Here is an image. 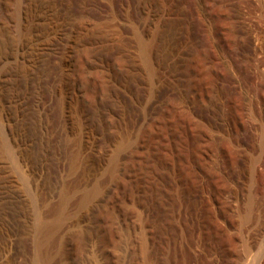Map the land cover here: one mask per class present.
Here are the masks:
<instances>
[{
    "label": "rangeland",
    "instance_id": "rangeland-1",
    "mask_svg": "<svg viewBox=\"0 0 264 264\" xmlns=\"http://www.w3.org/2000/svg\"><path fill=\"white\" fill-rule=\"evenodd\" d=\"M138 1L31 0L27 7H32L33 14L40 15L34 14L35 21L32 17L29 19V24L35 26H28L29 29L18 33L9 14L3 17L8 13L10 1L0 0V264H43L44 261V264H243L245 260L252 264L255 255L261 247L264 248V226L261 228L264 213V0H210L213 13L209 16L195 7L194 16L187 12L186 15L179 0H141L144 4L139 2L142 4L138 5L139 16L135 10ZM131 17L149 23L146 29L150 32L157 26L161 28L154 53L156 61H160L157 62V75L152 74L139 52L132 34L134 20L131 21ZM189 17L198 21L202 36H205L203 40L212 39V42L209 40L208 44L204 42L201 46L193 34ZM211 24H214L213 30ZM61 31H66L65 35ZM215 35L217 39L224 37L229 47L239 46L243 61L240 65L239 59H235L240 65L238 72L235 77L230 75L228 78L231 84L237 83L231 86L228 96L217 94L215 90L211 68V57L215 54L212 44L217 40ZM68 39L72 48L66 59L68 64L73 63L71 78L77 80L72 83L71 79L72 85L67 87L65 98L69 100H65L64 108L59 96L53 99L52 105H56V108L52 107L53 112L52 108L45 106L50 95L47 82L51 74L50 64L51 60L63 55ZM51 47L57 52H52ZM221 49L224 48L218 50L223 54ZM82 50L87 56H80ZM91 52L95 53L94 58ZM112 59L116 62L112 63ZM219 66L223 69L222 75L224 66L222 63ZM73 68L76 71L72 72ZM104 71L105 75L101 73ZM176 90H185L183 99L181 96L175 98L178 95ZM109 118L114 121V131H117L111 136L104 131L105 121ZM78 128L84 130L83 134ZM127 136L135 140L127 139L129 144L126 143L124 149L120 147L123 151L119 149L116 157L121 158L120 163L116 161V171L120 167V173L113 171L111 175L107 169L111 156H115L120 138ZM78 139L84 142V165L74 169L71 167ZM99 150L103 152L101 158L97 154ZM253 167L261 175L260 180L251 175H254ZM134 173L140 176L136 178ZM95 181L109 188V183L115 184L111 186L113 190L110 188L112 191L108 192V188L100 201L90 199L92 201L84 204L81 200L83 194L98 183ZM251 193L257 202L253 206L255 217L250 223L248 221V225H243L239 215L246 209ZM128 194L129 198L132 194L135 196L129 199ZM132 198L135 200L131 201ZM62 201L64 206L60 208ZM137 202L140 208L136 206ZM151 203L153 209L149 206ZM60 209L67 210V216L64 212L66 220L55 225L54 235L50 236L52 239L48 238V246L46 241L43 242V247L39 239L44 237L47 240V237L43 236L41 224L51 223ZM143 225L146 226L143 228ZM246 241L258 244L261 241L263 245L259 250L252 248L255 251H248L246 256Z\"/></svg>",
    "mask_w": 264,
    "mask_h": 264
},
{
    "label": "bare ground",
    "instance_id": "bare-ground-1",
    "mask_svg": "<svg viewBox=\"0 0 264 264\" xmlns=\"http://www.w3.org/2000/svg\"><path fill=\"white\" fill-rule=\"evenodd\" d=\"M5 1H7V0H5ZM10 1V5H9V8H7V11H8V13L6 12V15L4 16V14H3V17L5 18V17H8L7 15L9 14V16H10V18H9V20H10V22L12 23V25H13V28L15 29V31H22L23 32V30L24 29H29L30 27H28V26H31L30 24H29V19L32 17L33 19L35 18V16L37 15V14H39V13H34L35 14V16H34V14H33V12H31L32 10V5L30 6L31 8H29V7H27L28 6V4H30L29 2L31 1V0H9ZM37 1V0H36ZM106 1V0H105ZM141 0H139L138 1V3H137V5L135 6L136 7V15H139L140 16V14H138V11H137V9L139 8L138 7V5H142V4H144V3H142V2H140ZM178 1V0H177ZM181 1V3L182 4H179V5H183V9L185 10H183L184 12H185V14L187 15V13H190V14H192L193 13V7H195L194 9H200V10H198L199 12L200 11H202L203 12V14H206V15H211V13H213V12H211V6L212 5H210V0H179V2ZM3 2V1H2ZM33 2V1H32ZM97 2V1H96ZM114 2V1H113ZM139 2L140 3H142V4H139ZM145 2V1H144ZM212 2H213V0H212ZM178 3V2H177ZM176 3V4H177ZM9 4V3H8ZM31 4H33V3H31ZM152 4V3H151ZM2 5V4H1ZM0 5V6H1ZM6 5H7V3H6ZM5 5V7H7ZM38 5V4H37ZM37 5H35L34 4V7L35 6H37ZM178 5V6H179ZM214 5V4H213ZM105 6V5H104ZM217 6V5H216ZM38 7V6H37ZM110 7V6H109ZM109 7H107V8H109ZM129 7V6H128ZM152 7V6H151ZM151 7H149V8H151ZM214 7V6H213ZM212 7V8H213ZM30 10H29V9ZM114 8V7H113ZM112 8V9H113ZM130 8V7H129ZM141 8V7H140ZM144 8V7H143ZM3 9V8H2ZM132 9V8H131ZM166 9V8H165ZM168 9V8H167ZM215 9V8H214ZM102 10V9H101ZM107 10V9H106ZM143 10V9H142ZM148 11L149 10H151V9H147ZM156 10V9H155ZM161 10V9H160ZM182 10V9H181ZM3 11V10H2ZM4 11H5V9H4ZM33 11H35L36 12V10H33ZM41 11V10H40ZM104 11V10H103ZM107 11H109V9L107 10ZM131 11V10H130ZM166 11V10H165ZM164 11V12H165ZM197 11V10H196ZM115 12V11H114ZM127 12V11H126ZM133 12V11H132ZM143 12V11H142ZM161 12V11H160ZM187 12V13H186ZM87 13H88V11H87ZM99 13V12H98ZM103 13V12H102ZM147 13V16H148V12H145V14ZM152 12L150 11V13L149 14H151ZM127 14H128V12H127ZM143 14H144V12H143ZM142 14V15H143ZM201 14V13H200ZM40 15V14H39ZM121 15V14H120ZM135 15V16H136ZM154 15V14H153ZM193 15V14H192ZM150 16H152V15H150ZM164 16V15H163ZM162 16V17H163ZM166 16V15H165ZM188 16H191V15H188ZM194 16V15H193ZM197 16H200V15H198V12H197ZM204 16V15H203ZM208 16L206 17V18H208ZM213 16V15H212ZM39 17H41V16H39ZM39 17H37V18H39ZM100 17V16H99ZM122 17V16H121ZM120 17V18H121ZM127 17V16H126ZM130 17V16H129ZM142 17V16H141ZM149 17V16H148ZM186 17V16H185ZM192 17V16H191ZM191 17H189V18H191ZM202 17V16H201ZM205 17V16H204ZM91 18V17H90ZM97 18V17H96ZM133 18H135V17H133ZM132 17L130 18V20L132 21V19H133ZM147 18V17H146ZM193 18V17H192ZM191 18V19H192ZM200 18V17H199ZM205 18V19H206ZM211 18V17H210ZM209 18V19H210ZM8 19V18H7ZM44 19V18H43ZM124 19V18H123ZM142 19V18H141ZM141 19H139V20H141ZM149 19V18H148ZM150 19H152V18H150ZM154 19H155V17H154ZM158 19H161V18H158ZM163 19V18H162ZM170 19V18H169ZM194 19H195V17H194ZM194 19H192L191 21H192V26H191V29H192V31L194 32L193 34H195L196 36H197V38H198V42L199 43H201V46L204 44V38H205V36H202L203 35V31L201 30V27L200 26H198V21L196 22ZM197 20H198V18H196ZM202 19H204V18H202ZM35 20H37V19H34V21ZM39 20V19H38ZM87 20V19H86ZM126 20V19H125ZM128 20V19H127ZM129 20V21H130ZM134 20V19H133ZM136 20H138V19H136ZM136 20H134V21H132L133 23V25H132V31H133V33L132 34H134V37L136 38L135 39V41H137L136 42V44H138L137 45V47H139V49H140V51L139 52H141V55L143 56H141L142 58H144V61L146 62V64H147V66L150 68V70L152 71V74H154L156 71H157V68H158V66H157V64L160 62H158V61H156L157 59H155L156 57L154 56V55H156V54H154L156 51V49H155V45L157 44L156 42L157 41H159V40H157L158 39V36H159V30L161 29V28H157V27H155V29L154 30H151L152 32H150L149 30H147L146 29V26L149 24V23H146V21L144 20V22H141V21H136ZM164 20H165V18H164ZM213 20V19H212ZM217 20V19H216ZM31 21H32V19H31ZM39 21H41V20H39ZM91 21H92V19H91ZM91 21H89V22H91ZM119 21V20H118ZM149 21V20H148ZM159 22H161L160 20H158ZM169 21V20H168ZM207 21H209V20H207ZM7 22V21H6ZM5 22V23H6ZM33 22V21H32ZM151 22V21H150ZM212 22V21H211ZM37 23L39 24V22L37 21ZM86 23V22H85ZM123 23V22H122ZM152 23H154V22H152ZM165 23V22H164ZM41 24V23H40ZM39 24V25H40ZM42 24H45L44 22H42ZM83 24V23H82ZM124 24V23H123ZM155 24L156 25H158L157 23H156V20H155ZM161 24V23H160ZM159 24V25H160ZM202 24V23H201ZM217 24V23H216ZM215 24V25H216ZM63 25V24H62ZM129 25H131V23L129 24ZM153 25V24H152ZM212 25H213V27H214V24H211V28H212ZM32 26H35L34 24L32 25ZM43 26V25H42ZM87 26V25H86ZM162 26V25H161ZM209 26V25H208ZM9 27V26H8ZM51 27V26H50ZM64 27V26H63ZM71 27V26H70ZM73 27H75V26H73ZM127 27H129V26H127ZM66 28H69L68 26L67 27H65V29ZM130 28V29H131ZM154 28V27H153ZM204 28V27H203ZM210 28V27H209ZM13 29V30H14ZM64 29V28H63ZM74 29V28H73ZM93 29V28H92ZM162 29H164V28H162ZM34 30V29H33ZM67 30V29H66ZM72 30V29H71ZM125 30V29H124ZM211 30H213V28L211 29ZM216 30H218L217 28H216ZM220 30V29H219ZM218 30V31H219ZM32 31V30H31ZM38 31V30H37ZM53 31V30H52ZM51 31V32H52ZM73 31V30H72ZM75 31V30H74ZM76 31H78L77 29H76ZM91 31V30H90ZM149 31V32H148ZM215 31V30H214ZM18 32V33H19ZM21 32V33H22ZM38 32H40V31H38ZM60 32V31H59ZM62 33H64V35H65V32H63V31H61ZM79 32V31H78ZM88 32H89V30H88ZM131 32V31H130ZM161 32V31H160ZM213 32V31H212ZM211 32V33H212ZM62 33H60L61 35H62ZM89 33H91V32H89ZM207 33V32H206ZM209 33V32H208ZM210 33V34H211ZM220 33V32H219ZM223 33V32H222ZM221 33V34H222ZM31 34H32V32H31ZM40 34V33H39ZM74 34V33H73ZM73 34H72V36H73ZM86 34V33H85ZM192 34V33H191ZM214 34V33H213ZM35 35V34H34ZM64 35H62V36H64ZM69 35V34H68ZM67 35V36H68ZM82 35V34H81ZM194 35V36H195ZM206 35V34H205ZM207 35H209V34H207ZM36 36H37V34H36ZM57 36V35H56ZM71 36V37H72ZM89 36V35H88ZM216 36V35H215ZM217 36H218V34H217ZM217 36H216V38H215V40L217 39ZM223 36V35H222ZM34 37V36H33ZM53 37V36H52ZM61 37V36H60ZM70 37V38H71ZM80 37V36H79ZM208 37V39H209V37L210 36H207ZM40 38V37H39ZM38 38V39H39ZM49 38V37H48ZM53 38H55V37H53ZM59 38V37H58ZM69 38V37H68ZM37 39V40H38ZM63 39V38H62ZM65 39V38H64ZM73 39V38H72ZM71 39V40H72ZM79 39V38H78ZM81 39H83V37L82 38H80V40ZM159 39H160V37H159ZM207 39V38H206ZM33 40V39H32ZM40 40V39H39ZM55 41V39H52V41ZM57 40H59V39H57ZM56 40V41H57ZM61 40V39H60ZM75 40H76V38H75ZM134 40V39H133ZM210 41L212 40V39H209ZM209 40H207L206 42H207V44H208V41ZM29 41V40H28ZM35 41H36V39H35ZM42 41H43V39H42ZM48 41V40H47ZM51 41V40H50ZM51 41V42H52ZM53 41V42H54ZM64 41V40H63ZM67 42H65L66 44H65V47L63 48L64 50V52H63V55H59L57 58H55L53 55H56V54H53L52 56H53V58H55V59H53V60H51V64H50V66H51V74H50V76L48 77V80H47V82H48V91H49V93H50V95H49V99H47L46 100V102H45V106H47V107H49V109H51L52 107H54L53 105H52V102H53V99L56 97V96H59V98L61 99V104H62V108H64V105H66L65 104V100H67L66 98V90H67V87H68V85L70 84V81H71V73H70V66L73 64H68V61H67V57L68 56H70V55H68L69 53H70V51H71V44H70V39H68V40H66ZM84 40H82V42H83ZM91 41V40H90ZM175 41V40H174ZM213 41V40H212ZM211 41V42H212ZM88 42H89V40H88ZM170 42V41H169ZM205 42V43H206ZM35 43V42H34ZM36 43H37V41H36ZM43 43V42H42ZM55 43V42H54ZM60 43V42H59ZM72 43V42H71ZM78 43H79V41H78ZM93 43V42H92ZM176 43H178V42H176ZM41 43H39V45H40ZM45 44V43H44ZM51 45L53 44V43H50ZM49 44V45H50ZM61 44V43H60ZM60 44H59V46H60ZM63 44V43H62ZM83 44V43H82ZM82 44H81V46H82ZM206 44V45H207ZM211 44V43H210ZM37 45V44H36ZM38 45V46H39ZM50 45V46H51ZM54 45V44H53ZM72 45H75V44H72ZM87 45V44H86ZM94 45V44H93ZM175 45H177V44H175ZM213 47H214V55L211 57V62H212V70H213V73H214V76H215V90H216V92H217V94H221V95H224V96H228L229 94H230V91H231V86L234 84H236L237 82L235 81L233 84H231L230 83V81H229V78H228V76H230V75H233L234 77H235V75H236V73L238 72V69H239V66L243 63V61H242V57H241V54H240V47L239 46H232V47H229V45H228V43L226 42V40H225V38L224 37H220V39H217L216 41H214L213 42ZM43 46H45V45H43ZM46 46H47V44H46ZM46 46L45 47H43V48H46ZM98 46V45H97ZM157 46V45H156ZM172 46V45H171ZM170 46V47H171ZM30 47H32V46H30ZM39 47H41V46H39ZM57 47V46H56ZM63 47V46H62ZM74 47V46H73ZM75 47H76V45H75ZM80 47V46H79ZM84 47H86V46H84ZM91 47V46H90ZM104 47V46H103ZM204 47V46H203ZM206 47V46H205ZM210 47V46H209ZM224 48V49H221V50H224V52H223V54L222 53H220L219 52V50L218 49H220V48ZM26 48V47H25ZM42 48V49H43ZM54 48V47H53ZM60 48V47H59ZM80 48H82V47H80ZM177 48V47H176ZM35 49H38V48H36L35 47ZM39 49H41V48H39ZM48 49H49V47H48ZM51 49H52V47H51ZM56 49V48H55ZM55 49L53 50L52 49V52L54 51V52H57V51H55ZM77 49H78V45H77ZM90 48H88V50H89ZM94 49V48H93ZM173 49V48H172ZM30 50V49H29ZM46 49H44L43 51H45ZM57 50H59V49H57ZM60 50H62L61 48H60ZM85 50H87L86 48H85ZM96 50H98V49H96ZM102 50V49H101ZM100 50V51H101ZM205 50V49H204ZM213 50V49H212ZM35 51V50H34ZM38 51V50H37ZM42 51V52H43ZM75 52L77 51V50H74ZM80 51V50H79ZM83 51V50H82ZM82 51H81V54H80V52H78L79 54H80V56H82L83 54L84 55H86L85 54V51H83V53H82ZM94 51H95V49H94ZM33 52V51H32ZM96 52V51H95ZM172 52V51H171ZM37 53V52H36ZM39 53V52H38ZM58 53H59V51H58ZM72 53H74V52H72ZM87 53V52H86ZM91 53H93V52H91ZM91 53H89V54H91ZM97 53V52H96ZM173 53V52H172ZM32 54V53H31ZM61 54V53H60ZM71 54V53H70ZM79 54H77L76 53V55H78L79 56ZM88 54V53H87ZM98 54V53H97ZM169 54V53H168ZM22 55V54H21ZM50 55V58L52 59V57H51V54H49ZM95 55V53H93V58L95 57L94 56ZM99 55V54H98ZM72 56V55H71ZM87 56V55H86ZM89 56V55H88ZM97 56V55H96ZM157 56V55H156ZM209 56V55H208ZM14 57V56H13ZM89 57H91V56H89ZM89 57H87L88 59H89ZM108 57V56H107ZM120 57V56H119ZM140 57V58H141ZM176 57V56H175ZM69 58V57H68ZM72 58V57H71ZM74 58V57H73ZM93 58H90V59H93ZM97 58H99V57H97ZM102 58V57H101ZM116 58V57H115ZM74 59H77V58H74ZM78 59H79V57H78ZM83 59V58H82ZM87 59V60H88ZM119 59V58H118ZM118 59H116V60H118ZM120 59H121V57H120ZM209 59V58H208ZM235 59H239V66L236 64V62H235ZM93 60H95V59H93ZM109 60V59H108ZM111 60V59H110ZM113 60V59H112ZM123 60V59H122ZM121 60V61H122ZM159 60V59H158ZM164 60V59H163ZM178 60H179V58H178ZM181 60V59H180ZM2 61V60H1ZM70 61H72V60H70L69 59V62ZM77 61V60H76ZM80 61V60H79ZM78 61V62H79ZM89 61V60H88ZM87 61V62H88ZM91 62H92V60H90ZM143 61V62H144ZM95 62H96V60H95ZM113 62H116L115 60H113L112 61V63ZM119 62H120V60H119ZM123 62V61H122ZM126 62H128V61H126ZM125 61H124V63H126ZM158 62V63H157ZM170 62V61H169ZM89 63V62H88ZM93 63V62H92ZM118 63V62H117ZM116 63V64H117ZM121 63V62H120ZM119 63V64H120ZM188 63V62H187ZM219 63H222L223 64V66H224V70H225V73L223 72V74L221 75V72H222V70H221V68H220V66H219ZM14 64V63H13ZM75 64V63H74ZM85 64L87 65V63L85 62ZM84 64V65H85ZM95 64V63H94ZM97 64H99V62L97 63ZM108 64V63H107ZM119 64H117V65H119ZM146 64H145V66H146ZM164 64V63H163ZM9 65V64H8ZM12 65V64H11ZM76 65V64H75ZM74 65V66H75ZM89 65V64H88ZM91 65V64H90ZM96 65V64H95ZM95 65H93V66H95ZM102 65V64H101ZM126 65V64H125ZM159 65V64H158ZM5 66V65H4ZM99 66V65H98ZM98 66H96V67H98ZM110 66V65H109ZM116 66V65H115ZM122 66H124V65H122ZM126 66H128V65H126ZM175 66V65H174ZM185 66V65H184ZM7 67V66H6ZM85 67V66H84ZM100 67V66H99ZM106 67V66H105ZM125 67V66H124ZM169 67V66H168ZM75 68V67H74ZM74 68H73V71L72 72H74V71H76V69L74 70ZM86 68H88V67H86ZM112 68V67H111ZM111 68H109L110 70H111ZM126 68V67H125ZM10 69V68H9ZM89 69H91V68H89ZM95 69V68H94ZM118 69H120V68H118ZM130 69V68H129ZM128 69V70H129ZM147 69V68H146ZM160 69H162V68H160ZM188 69V68H187ZM186 69V70H187ZM82 70V69H81ZM85 70V69H84ZM88 70V69H87ZM96 70V69H95ZM99 70V69H98ZM102 71H103V69H101ZM109 70V71H110ZM115 70H117V69H115ZM124 70V69H123ZM165 70V69H164ZM83 71V70H82ZM94 71V70H93ZM97 71V70H96ZM114 71V70H113ZM121 71V70H120ZM150 71V72H151ZM159 71V70H158ZM161 71V70H160ZM6 72V71H5ZM84 72V71H83ZM107 72V71H106ZM112 72V71H111ZM115 72H117V71H115ZM147 72H148V70H147ZM150 72H149V74H150ZM101 73H105V71L104 72H101ZM101 73H99L100 75H101ZM114 73V72H113ZM118 73V72H117ZM119 73H121V72H119ZM125 73V72H124ZM164 73V72H163ZM184 73V72H183ZM85 74V73H84ZM95 74V73H94ZM106 74V73H105ZM104 74V75H105ZM108 74H110V72L108 73ZM156 74V73H155ZM158 74H159V72H158ZM78 75H79V73H78ZM93 75V74H92ZM95 75H97V74H95ZM112 75V74H111ZM118 75H120V74H118ZM121 75H125V74H122L121 73ZM151 75V74H150ZM157 75V74H156ZM155 75V76H156ZM160 75V74H159ZM194 75V74H193ZM74 76V75H73ZM91 76V75H90ZM108 76V75H107ZM106 76V77H107ZM116 76V75H115ZM128 76V75H127ZM131 76V75H130ZM153 76V75H152ZM75 77V76H74ZM84 77V76H83ZM109 77H111V78H113L112 76H109ZM119 77H121V76H119ZM119 77H118V79H119ZM123 77V76H122ZM129 77V76H128ZM127 77V78H128ZM154 77V76H153ZM157 77V76H156ZM160 77V76H159ZM163 77V76H162ZM166 77V76H165ZM172 77V76H171ZM76 78V77H75ZM78 78V77H77ZM80 78V77H79ZM115 78H117V77H114V79ZM161 78V77H160ZM177 78V77H176ZM189 78H191V77H189ZM81 79V78H80ZM92 79V78H91ZM95 79V78H94ZM100 79V78H99ZM126 79V78H125ZM157 79H159V78H157ZM188 79V78H187ZM73 80V79H72ZM77 80V79H76ZM76 80H73L74 82H72V83H75V81ZM85 80V79H84ZM111 80V79H110ZM122 79H120V81H121ZM161 80H162V78H161ZM171 80V79H170ZM169 80V81H170ZM174 80V79H173ZM184 80V79H183ZM103 81V80H102ZM108 81V80H107ZM106 81V82H107ZM116 81V80H115ZM126 81V80H125ZM129 81V80H128ZM155 81V80H154ZM154 81H153V83H154ZM189 81V80H188ZM187 81V82H188ZM81 82H83V81H81ZM92 82V81H91ZM162 82V81H161ZM163 82H164V80H163ZM198 82H200V81H198ZM72 83L70 84V85H72ZM77 83V82H76ZM117 83V82H116ZM134 83V82H133ZM179 83V82H178ZM189 83V82H188ZM197 83V82H196ZM84 84V83H83ZM104 84V83H103ZM128 84V83H127ZM175 84V83H174ZM185 84V83H184ZM187 84V83H186ZM190 84V83H189ZM76 85V84H75ZM79 85V84H78ZM109 85V84H108ZM129 85V84H128ZM182 85L183 84H181V87H182ZM194 85V84H193ZM74 86V85H73ZM95 86V85H94ZM97 86V85H96ZM136 86H137V84H136ZM168 86V85H167ZM180 86V85H179ZM187 86H188V84H187ZM70 87V86H69ZM76 87V86H75ZM74 87V88H75ZM78 87V86H77ZM89 87V86H88ZM134 87H135V85H134ZM171 87V86H170ZM178 87V86H177ZM180 87V88H181ZM184 88H185V86H183ZM189 87V86H188ZM188 87H187V89H188ZM195 87V86H194ZM193 87V88H194ZM83 88V87H82ZM91 88V87H90ZM101 88V87H100ZM133 88V87H132ZM174 88V87H173ZM184 88H182V89H184ZM71 89H72V86H71ZM77 89V88H76ZM80 89V88H79ZM98 89V88H97ZM103 89H104V87H103ZM134 89V88H133ZM172 89V88H171ZM176 89V88H175ZM197 89V88H196ZM200 89V88H199ZM69 90V89H68ZM87 90V89H86ZM93 90V89H92ZM101 90V89H100ZM107 90V89H106ZM112 90V89H111ZM127 90V89H126ZM137 90V89H136ZM189 90H191V89H189ZM177 91V94L178 95H176L175 96V98L177 97V96H181L180 98H182L183 99V97L182 96H184V92H185V90L183 91V90H176ZM72 92V91H71ZM76 92H78V91H76ZM96 92V91H95ZM94 92V93H95ZM102 92V91H101ZM103 92H104V90H103ZM135 92V91H134ZM141 92V91H140ZM171 92H174L173 90L171 91ZM187 92V91H186ZM192 92H194V91H192ZM70 93V92H69ZM72 93H74V90H73V92ZM79 93V92H78ZM82 93V92H81ZM84 93V92H83ZM82 93V94H83ZM87 93V92H86ZM105 93V92H104ZM191 92H189V94H190ZM71 94V93H70ZM101 94V93H100ZM106 94V93H105ZM129 94V93H128ZM174 94H176V93H174ZM74 95V94H73ZM72 95V96H73ZM76 96H80V95H77V94H75ZM85 95V94H84ZM84 95H83V97H84ZM92 95L93 94H91V97H92ZM95 95V94H94ZM98 95V94H97ZM71 96V97H72ZM75 96V97H76ZM105 96H107V95H105ZM190 97H191V95H189ZM189 96H187L188 98H189ZM193 96V95H192ZM195 96V95H194ZM202 96V95H201ZM66 97V98H65ZM83 97H81V98H83ZM97 97V96H96ZM112 97V96H111ZM197 97V96H196ZM222 97V96H221ZM58 98V97H57ZM95 98V97H94ZM108 98V97H107ZM173 98V97H172ZM179 98V99H180ZM187 98V99H188ZM56 99V98H55ZM181 99V100H182ZM19 100V99H18ZM69 100V99H68ZM67 100V101H68ZM76 100V99H75ZM105 100V99H104ZM133 100V99H132ZM136 100V99H135ZM16 101V100H15ZM23 101V100H22ZM55 101V100H54ZM78 101V100H77ZM194 101V100H193ZM14 102V101H13ZM33 102V101H32ZM68 103V102H67ZM192 103V102H191ZM14 105V104H13ZM39 105V104H38ZM21 106V105H20ZM43 107H45L44 105H42ZM16 107V106H15ZM35 107H36V105H35ZM47 107H45L46 109H47ZM44 108V109H45ZM54 108H56V105H55V107ZM36 109V108H35ZM14 110H15V108H14ZM54 109L52 108V110L51 111H53ZM56 110V109H55ZM60 110H61V108H60ZM60 110H58V113H59V111ZM64 110V109H63ZM62 110V111H63ZM79 110H80V108H79ZM114 110V109H113ZM146 110V109H145ZM47 111V110H46ZM50 111V110H49ZM82 111V110H81ZM37 112H38V110H37ZM43 112V111H42ZM54 112V111H53ZM52 112V113H53ZM56 112V111H55ZM81 113V112H80ZM113 113V112H112ZM117 113V112H116ZM32 114V113H31ZM56 115H58V114H56ZM63 117L65 116V112L63 111L62 112V114H61ZM114 115V114H113ZM112 115V116H113ZM26 116V115H25ZM60 116V115H59ZM20 117V116H19ZM23 117V116H22ZM62 117V118H63ZM61 118V119H62ZM18 119V118H17ZM23 119V118H22ZM27 119V118H26ZM110 120H108V119H106L107 121H105V124H104V131H105V133H106V135H109V136H111V134H113L114 132H116L117 133V131H114V127H115V124L113 123L114 121L113 120H111V118H109ZM29 120V119H28ZM115 120V119H114ZM118 120V119H117ZM101 121V120H100ZM24 123V122H23ZM25 123H27V122H25ZM83 123V122H82ZM116 123V122H115ZM167 123V122H166ZM165 123V124H166ZM22 124V123H21ZM24 125V124H23ZM81 125V124H80ZM86 126V125H85ZM118 126V125H117ZM16 127H17V125H16ZM20 127V126H19ZM83 127V126H82ZM82 127H79L80 129L82 128ZM78 128V129H79ZM226 128V127H225ZM26 129V128H25ZM80 129H79V132L81 133L82 132V134H83V131H80ZM84 129H86V128H84ZM102 129V128H101ZM29 130V129H28ZM140 130V129H139ZM23 131V130H22ZM127 131V130H126ZM143 131V130H142ZM187 131V130H186ZM28 132V131H27ZM78 132V131H77ZM78 132V133H79ZM133 132V131H132ZM227 132V131H226ZM23 133V132H22ZM86 133V132H85ZM85 133H84V135H85ZM139 133H140V131H139ZM139 133L137 134V135H139ZM194 133V132H193ZM26 134V133H25ZM120 134V133H119ZM127 134V133H126ZM197 134V133H196ZM22 135V134H21ZM122 135V134H121ZM124 135V134H123ZM128 135H129V133H128ZM142 135V134H141ZM190 135V134H189ZM95 136H96V134H95ZM108 136V137H109ZM119 136V135H118ZM124 136H126V135H124ZM135 136V135H134ZM133 136V137H134ZM224 136V135H223ZM17 137V136H16ZM78 137H80V136H78ZM86 137V136H85ZM84 137V138H85ZM114 137V136H113ZM129 136H127V138L125 137V138H120L121 140H120V142L118 143V145H117V147L115 148L116 150V154H115V156L114 157H112L111 156V162H109V166L107 167V169L112 173H110L111 175H113V171H116V164L119 162L120 163V160L119 159H121V158H116L117 157V153H119L120 151H123V150H121L120 149V147L122 146H124L126 143H128L127 142V139H129V141H133V139L135 140V138H131L132 137V135H131V140H130V138H128ZM136 138H140V136H135ZM142 137V136H141ZM28 138V137H27ZM105 138H106V136H105ZM110 138V137H109ZM18 139V138H17ZM26 139V138H25ZM24 139V140H25ZM92 139H94V138H92ZM189 139V138H188ZM187 139V140H188ZM30 140V139H29ZM85 140H86V138H85ZM91 140V139H90ZM97 140V139H96ZM100 140V139H99ZM107 140H108V138H107ZM111 140H113L112 138H111ZM119 140V139H118ZM117 140V141H118ZM143 140V139H142ZM22 141H23V139H22ZM131 141V142H132ZM138 141V140H137ZM264 141V140H263ZM25 142V141H24ZM91 142V141H90ZM104 142V141H103ZM139 142V141H138ZM138 142H137V144H138ZM188 142V141H187ZM15 143V142H14ZM19 143H22V142H19ZM75 143V142H74ZM95 143V142H94ZM106 143V142H105ZM134 143V142H133ZM87 143H85V145H86ZM89 144V143H88ZM93 144V143H92ZM96 145H98L97 144V142L95 143ZM100 144H102V143H100ZM129 144V143H128ZM140 144H141V142H140ZM145 144V143H144ZM27 146H28V144H26ZM30 145V144H29ZM107 145V144H106ZM132 145V144H131ZM143 145V144H142ZM141 145V146H142ZM191 145V144H190ZM92 146V145H91ZM102 146V145H101ZM101 146H100V148H101ZM135 146H137L138 147V145H136V143H135ZM140 146V147H141ZM96 147V146H95ZM94 147V148H95ZM99 147V146H98ZM126 147V146H125ZM132 147H133V145H132ZM187 147V146H186ZM25 148V147H24ZM88 148V147H87ZM86 148V149H87ZM103 148V147H102ZM105 148V147H104ZM104 148H103V150H104ZM128 148V147H127ZM130 149H131V146L129 147ZM128 148V149H129ZM145 148H146V146H145ZM149 148V147H148ZM148 148H146V149H148ZM85 149V150H86ZM92 150H93V146H92V148H91ZM91 149H88V150H91ZM96 149V148H95ZM119 149H120V151H119ZM123 149H124V147H123ZM140 149V148H139ZM97 150V149H96ZM107 150V149H106ZM141 150H144V148L143 149H141ZM119 151V152H118ZM128 151V150H127ZM148 151V150H147ZM17 152H18V149H17ZM86 152V151H85ZM90 152H92V151H90ZM104 152H105V150H104ZM107 152V151H106ZM148 152H150V150L148 151ZM87 153V152H86ZM96 153V152H95ZM102 153V154H101ZM19 154V153H18ZM89 154V153H88ZM98 155H99V157L101 158V155L103 156V152H102V150H99V152L97 153ZM89 155H91V154H89ZM84 142H83V140L81 141H79V139L77 140V142H76V149H75V151H74V154H73V161H72V167L71 168H76L77 166H80V165H84L83 163H84ZM92 156V155H91ZM94 156H95V159H96V155H93V158H94ZM118 156H121V154H118ZM122 157V156H121ZM24 158V157H23ZM92 158V157H91ZM113 158V159H112ZM20 159V158H19ZM135 159V158H134ZM137 159V158H136ZM17 160H18V158H17ZM21 160H23V159H21ZM33 160V159H32ZM97 160V159H96ZM110 160V159H109ZM117 160H119L117 163H116V161ZM131 160V159H130ZM27 161H28V159H27ZM86 161V160H85ZM135 161H137V160H135ZM252 161V160H251ZM253 161H254V159H253ZM23 162V161H22ZM24 162H25V160H24ZM95 162V161H94ZM97 162H98V160H97ZM132 162H134L133 160H132ZM132 162H130V163H132ZM256 162V161H255ZM28 163V162H27ZM136 163V162H135ZM138 163V162H137ZM19 164V163H18ZM108 164V163H107ZM132 164H134V163H132ZM139 164V163H138ZM255 164V163H254ZM33 165V164H32ZM130 165V164H129ZM253 165V164H252ZM27 166V165H26ZM25 165H24V167H26ZM29 166V165H28ZM118 166H119V164H118ZM127 166V165H126ZM133 166V165H132ZM171 166V165H170ZM174 166V165H173ZM176 166V165H175ZM254 166H256V164L254 165ZM23 167V166H22ZM32 167V166H31ZM252 167V166H251ZM257 167V166H256ZM255 167V168H256ZM260 167V166H259ZM74 168V169H75ZM82 168V167H81ZM118 168V167H117ZM165 168H167V167H165ZM173 168V167H172ZM254 168V167H253ZM254 168V175L253 174H251L252 176H254V178L255 179H259L260 180V178H261V175L258 173V171L256 170ZM261 168V167H260ZM26 169H28V167L26 168ZM77 169V168H76ZM78 169H80V167H78ZM129 169V168H128ZM131 169H133V168H131ZM33 170H35V168L33 169ZM32 170V171H33ZM41 170H42V168H41ZM127 170V169H126ZM135 169H133L132 171H134ZM137 170H138V167H137ZM258 170H259V168H258ZM28 171V170H27ZM136 171V170H135ZM134 171V172H135ZM173 171V170H172ZM252 171V170H251ZM38 172V171H37ZM39 172H40V170H39ZM107 172V171H106ZM116 172H118V173H120V167H119V170L118 171H116ZM116 172H114V176H115V173ZM138 172V171H137ZM123 173V172H122ZM141 173V175H142V172H140ZM252 173H253V171H252ZM137 174V173H136ZM179 174V173H178ZM109 175V174H108ZM108 175H106V176H108ZM129 175H131V173L129 174ZM134 175H135V173H134ZM133 175V176H134ZM264 175V174H263ZM117 176V175H116ZM138 176H140V175H138ZM138 176H136L135 175V177L137 178ZM142 177H144L143 175H142ZM251 177V176H250ZM112 178V177H111ZM129 178H131V176L129 177ZM140 179H142L141 177H139ZM122 179V178H121ZM133 179V178H132ZM139 179V180H140ZM144 179V178H143ZM99 180H100V178H99ZM98 180V181H99ZM136 180H138V179H136ZM98 181H95V182H98ZM100 181H102V180H100ZM106 181V180H105ZM141 181V180H140ZM139 181V182H140ZM255 181V180H254ZM254 181L253 182H251V183H253L254 184ZM103 183H104V181H102ZM109 182V181H108ZM120 182H121V180H120ZM125 182V181H124ZM128 182H130V180L128 181ZM134 182H135V180H134ZM133 182V183H134ZM138 182V181H137ZM141 182H144V181H141ZM259 182H261V181H259ZM103 183H100V182H98V183H96V184H93L92 185V187L91 188H89L88 190H86V192L83 194V198L81 199L82 200V202L84 203V202H87L88 200H90V199H95L96 200V202H97V200H99L100 201V199H102V197H104V195H105V193L108 191V188H109V186L107 187V185L105 186V187H103L104 185H102ZM130 183H132V181L130 182ZM136 183V182H135ZM111 186L112 185H114V184H112V183H109ZM117 184V183H116ZM256 184V183H255ZM259 184V183H258ZM118 185H120V184H118ZM65 186V185H64ZM111 186H110V188H111ZM256 186V185H255ZM254 186V187H255ZM107 187V188H106ZM256 187H258V185L256 186ZM109 188V191L108 192H110V190L112 189H110ZM113 188H114V186H113ZM117 188V187H116ZM120 188V187H119ZM129 188V187H128ZM252 189H253V187H251ZM64 189V188H63ZM256 188H254V190H255ZM258 189V188H257ZM65 191H66V189H64ZM113 190V189H112ZM111 190V191H112ZM117 190V189H116ZM136 190V189H135ZM126 191V190H125ZM128 191V190H127ZM134 191V190H133ZM70 192V191H69ZM129 192V191H128ZM130 192H131V190H130ZM251 192V191H250ZM255 192V191H254ZM66 193H68V192H66ZM73 193V192H72ZM117 193V192H116ZM132 193V192H131ZM130 193V194H131ZM134 193V192H133ZM135 193H137V192H135ZM250 194V193H249ZM249 194H248V197H249ZM252 194V193H251ZM257 194V193H256ZM62 195H63V193H62ZM64 195H65V193H64ZM133 195V194H132ZM132 195H131V197H132ZM137 195V194H136ZM238 195V194H237ZM236 195V198H238L239 196H237ZM67 196V195H66ZM110 196H111V194H110ZM109 196V197H110ZM123 196H124V194H123ZM125 196H126V194H125ZM133 196H135V195H133ZM141 196V195H140ZM251 197L249 198V201H248V203H247V206H246V209L244 210V212L241 214V216L239 215V217H240V221H241V223L244 225V224H246V225H248V221H249V223L251 222V220H252V217L254 216V212H253V206H254V204H255V202H256V197L255 196H253V194L252 195H250ZM257 196V195H256ZM64 197V196H63ZM68 197V196H67ZM112 197V196H111ZM128 198H129V194H128V196H127ZM130 197V198H131ZM138 197V195L136 196V198ZM146 197V196H145ZM260 197V196H259ZM60 198V197H59ZM107 198V197H106ZM116 198V197H115ZM126 197H124V199H125ZM129 198V199H130ZM258 198V197H257ZM62 199H64V198H62ZM66 199V198H65ZM117 199V198H116ZM128 199V200H129ZM145 199V198H144ZM147 199V198H146ZM150 199V198H149ZM248 199V198H247ZM78 200H79V198H78ZM103 200H104V198H103ZM133 200H135V199H133L132 198V200L131 201H133ZM137 200V199H136ZM141 200H142V198H141ZM148 200V199H147ZM239 200V199H238ZM238 200H236V201H238ZM70 201V200H69ZM80 201V200H79ZM90 201H92V200H90ZM109 201V200H108ZM125 201V200H124ZM143 201V200H142ZM145 201V200H144ZM143 201V202H144ZM231 201V200H230ZM233 201V200H232ZM89 202V201H88ZM127 202V201H126ZM150 202V201H149ZM152 202V201H151ZM247 202V201H246ZM258 202H259V200H258ZM261 202V201H260ZM259 202V203H260ZM94 203V202H93ZM92 203V204H93ZM99 203V202H98ZM97 203V204H98ZM129 203V202H128ZM141 203V202H140ZM145 203V202H144ZM144 203H141L142 205L144 204ZM148 203V202H147ZM232 203H234V201L232 202ZM257 203V202H256ZM263 203H264V201H263ZM85 204V203H84ZM91 204V205H92ZM100 204V203H99ZM133 204V202H131V205ZM135 204V203H134ZM137 204H139L138 202L136 203V206H137ZM236 204V203H235ZM82 205V204H81ZM87 205V204H86ZM90 205V204H89ZM114 205V204H113ZM123 205V204H122ZM151 205V209H153L152 208V203L151 204H149V206ZM237 205V204H236ZM238 205H239V202H238ZM237 205V206H238ZM261 205H262V202H261ZM63 206H64V201H62L61 202V204H60V208L62 207L63 208ZM126 206V205H125ZM124 206V207H125ZM140 207H141V205H139ZM146 206H147V204H146ZM146 206H145V209H146ZM148 206V207H149ZM240 206V205H239ZM256 206H258V205H256ZM260 206V205H259ZM65 207H67V206H65ZM65 207H64V209H65ZM112 207V206H111ZM122 207V206H121ZM132 207V206H131ZM138 207V206H137ZM140 207H138V208H140ZM261 207V206H260ZM119 208V207H118ZM117 208V209H118ZM138 208H136V211L135 210H133V212L135 211V213L137 212V209ZM238 208V207H237ZM236 208V209H237ZM241 208V207H240ZM133 209H135L134 207H133ZM144 209V210H145ZM150 209V208H149ZM262 209V208H261ZM263 209H264V207H263ZM61 210V209H60ZM59 210V213H57L56 214V216H55V218L53 219V221L51 222V223H49V224H45V225H43V223L41 224V229H42V232H43V236H45V237H47L46 239L47 240H45V238L43 239L42 238V240L41 239H39L42 243L44 242L45 243V241H46V246H48L47 245V243H48V238H51L50 236H52V235H54V230H56L55 229V225L58 223V222H63L62 220H66V219H64V216L66 215L67 216V210H68V208H67V210H65V211H63V210H61L60 211ZM121 210V209H120ZM131 210H132V208H131ZM141 210H143V207L141 208ZM147 210V209H146ZM239 210V209H238ZM258 210H260V209H258ZM129 211V210H128ZM264 211V210H263ZM64 212H65V215H64ZM88 212H89V210H88ZM88 212H87V215H88ZM115 212V211H114ZM118 212V211H117ZM142 212V211H141ZM259 212V211H258ZM257 212V213H258ZM130 213H132V211L130 212ZM138 213H140L139 211H138ZM149 213H150V211H149ZM262 213V212H261ZM260 213V214H261ZM81 214V213H80ZM86 214V213H85ZM146 214V213H145ZM256 214V213H255ZM259 214V215H260ZM84 215V214H83ZM86 215V216H87ZM135 215V214H134ZM139 215V214H138ZM138 215L136 216V217H138ZM144 215V214H143ZM257 215V214H256ZM81 216V215H80ZM261 216V215H260ZM146 217V216H145ZM255 217V216H254ZM67 218V217H66ZM130 218V217H129ZM257 218H259L258 216H257ZM261 218V217H260ZM144 219V218H143ZM76 220V219H75ZM260 220V219H259ZM46 222V221H45ZM44 222V223H45ZM73 222V221H72ZM80 222H82V221H80ZM257 222H259L258 221V219H257ZM64 223V222H63ZM131 223V222H130ZM239 223V222H238ZM256 223V222H255ZM141 224V223H140ZM145 224V223H144ZM241 224V225H242ZM261 224H262V226L259 224V226H258V228L261 226V228L264 226V213L262 214V218H261ZM127 225V224H126ZM144 226H146V225H143V228H144ZM254 226V225H253ZM141 227H142V225H141ZM242 227H244V226H242ZM248 227H250V226H248ZM142 228V231L144 230ZM257 228V227H256ZM255 228V229H256ZM248 230V229H247ZM258 230V229H257ZM261 230V229H260ZM57 231H58V229H57ZM245 231V230H244ZM256 231V230H255ZM259 231V230H258ZM252 232V231H251ZM251 232H247L248 233V235H251ZM263 232H264V230H263ZM145 233V232H144ZM254 234V233H253ZM258 235V234H257ZM262 235H264V234H262ZM260 236L261 238H260V240L262 239V237L263 236ZM244 237V236H243ZM253 237V236H252ZM250 238H251V236H250ZM264 238V237H263ZM52 239V238H51ZM38 240V239H37ZM245 240H247V239H245ZM249 240V239H248ZM247 240V241H248ZM257 240V239H256ZM262 240H264V239H262ZM51 240H49V242H50ZM245 242L244 243V252H246L247 254H246V256L248 255V251H249V253H251L250 251L252 250V248H257V250H259L258 248H260L261 247V245H263V244H261L260 242H259V244L255 241L254 243L253 242ZM39 243V242H38ZM37 243V244H38ZM44 243L42 244V245H44ZM40 245H41V243H40ZM41 245V246H42ZM43 247H45V245L43 246ZM49 247H50V245H49ZM47 250V249H46ZM42 251V250H41ZM253 251V250H252ZM255 251V250H254ZM253 251V252H254ZM252 254H254V253H252ZM256 254H257V252H256ZM41 255V254H40ZM256 257L255 258H253V262H252V264H264V248L262 249V247H261V249H260V251H258V254L257 255H255ZM244 257H245V255H244ZM251 257V256H250ZM244 259H246V258H244ZM248 260H249V258H247ZM247 261L245 260V263H243V264H248V263H246ZM44 263H45V261H44ZM43 263V264H44Z\"/></svg>",
    "mask_w": 264,
    "mask_h": 264
}]
</instances>
